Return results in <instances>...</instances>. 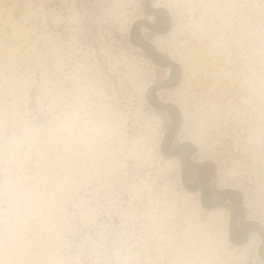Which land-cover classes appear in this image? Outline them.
<instances>
[{"label":"rangeland","instance_id":"374dc122","mask_svg":"<svg viewBox=\"0 0 264 264\" xmlns=\"http://www.w3.org/2000/svg\"><path fill=\"white\" fill-rule=\"evenodd\" d=\"M152 3L171 20L142 42L163 32L178 78L136 40ZM199 189L216 201L201 207ZM227 214L243 231L228 245ZM253 217L264 223V0H0V264H264Z\"/></svg>","mask_w":264,"mask_h":264},{"label":"bare ground","instance_id":"6f19581e","mask_svg":"<svg viewBox=\"0 0 264 264\" xmlns=\"http://www.w3.org/2000/svg\"><path fill=\"white\" fill-rule=\"evenodd\" d=\"M148 1V0H147ZM151 4V3H150ZM140 7V6H139ZM148 8H149V10L151 11V16H152V18H151V23H150V25H148V22H146V21H144L143 19L142 20H138V19H135V21H133V27H134V29H135V34H136V40H138L139 41V45L141 46V48H143L146 52H149V53H151L152 52V57L154 58H156L157 60H160V61H162L165 65H166V67L167 68H169L170 69V71L172 72V77H175V75L177 76V77H175V78H178V76H179V73L181 72L180 70H182L183 69V66H182V64L181 63H179V64H177V63H175L172 59L170 60V61H168L167 60V58H165V57H161L160 55H159V52H161L162 51V41H163V39L165 38L164 36H165V34H163V32H161V33H158V35H156V38L154 39V40H152L151 42H150V44L147 46V45H144V43L142 42V38H143V36H144V33H145V31L148 29H150V28H153V27H159V26H161L162 24H165L166 22L168 23L170 20H171V14L168 12V7L166 8V6H162V5H157V4H153L152 3V6L151 5H148ZM142 9V8H141ZM159 16H162V18H163V21L162 22H158V17ZM144 17V16H143ZM11 20V19H10ZM137 20L140 22V23H137ZM15 23V22H14ZM21 33V32H20ZM175 36V35H174ZM139 48V47H138ZM140 49V48H139ZM142 52V51H141ZM163 52V51H162ZM164 59V60H163ZM191 69H193V68H191ZM153 70V69H152ZM184 71V70H183ZM129 73V72H128ZM155 80V79H154ZM182 82L180 81L179 82V80L177 81V82H175L172 86H170V87H173V88H169V89H171L169 92H173L174 94L175 93H178L177 94V97H179L180 96V94H179V89L181 88V86H182ZM168 85V84H167ZM145 87V86H144ZM146 92V94H147V98L148 99H150L151 101L153 100V103L155 104L156 103V105H158L159 107H161L162 109H165V110H167L169 113H170V111H172L171 112V114H172V116L174 117V116H176V118L178 119V117H180V119H183V118H186V116H187V113H186V110H185V107L183 106V105H180L177 101L176 102H173V101H170V100H166L165 102L166 103H164V104H161L159 101H156V89L155 90H149V92L147 91V90H145ZM174 94H173V96H174ZM179 95V96H178ZM182 96V95H181ZM175 97V96H174ZM173 98V97H172ZM176 98V97H175ZM180 98V97H179ZM177 100V99H176ZM179 101V100H178ZM169 109V110H168ZM175 119V118H174ZM162 120V119H161ZM107 121V120H106ZM175 123H176V120H175ZM107 125H108V123H106ZM105 124V125H106ZM106 127V126H105ZM61 128V127H60ZM63 128V127H62ZM175 129H176V127L173 129V131H175ZM97 130V129H96ZM172 131V132H173ZM107 133H108V131H107ZM106 133V134H107ZM193 134V133H192ZM164 137V136H163ZM195 136H193V138H194ZM94 138H96V137H94ZM192 137L188 140V141H185V143L182 145L184 148H186L187 150H182V151H190V149H191V147L192 146H196L197 145V143L199 142V140L198 139H196V138H194L193 139ZM119 139V138H118ZM164 140V139H163ZM112 141V140H111ZM169 141H170V137L168 138L167 137V140H166V143H165V147H166V152H168V151H170L169 149V147H170V143H169ZM86 143V142H85ZM200 143V142H199ZM199 143H198V145H199ZM12 144V143H11ZM14 144V143H13ZM87 145V144H86ZM135 146V145H134ZM15 147V146H14ZM88 147V146H87ZM199 147V146H198ZM116 149V148H115ZM88 151V150H87ZM91 151V150H90ZM177 151H179V150H177ZM104 152V151H103ZM106 153V152H105ZM95 154V153H94ZM103 154V153H102ZM108 155V154H107ZM114 155V154H113ZM170 155H173V154H170ZM176 155V154H175ZM207 155V154H206ZM91 156V155H90ZM203 156V155H202ZM201 156V157H202ZM92 157H94V156H92ZM103 157V156H102ZM205 157V156H204ZM203 157V158H204ZM115 158V157H114ZM171 158H172V156H171ZM171 158H169L167 161L169 162V161H171L172 159ZM202 158V159H203ZM207 158H209L208 156H207ZM175 159H177V157L175 158ZM210 159V158H209ZM201 160V159H200ZM213 160V159H212ZM204 161H206V160H204ZM203 161V162H204ZM203 162H198V164H202ZM109 164V163H108ZM18 165V164H17ZM169 165V164H168ZM182 165L183 164H181V166H180V168L182 167ZM183 166H185V164L183 165ZM188 166H190V163H188V165L187 166H185V167H188ZM169 167V166H168ZM95 168V167H94ZM190 168V167H189ZM96 169V168H95ZM183 169V168H182ZM197 169V168H196ZM202 169V168H201ZM220 170V169H219ZM183 172V171H182ZM233 175V174H232ZM232 177V176H231ZM178 178V177H177ZM67 179V178H66ZM224 184V183H223ZM225 185V184H224ZM227 186V185H226ZM224 187V186H223ZM226 188H228V190H230L231 191V194L232 195H229V196H231V197H229V198H227L226 199V201H230V198H233L234 200H237V199H239V195H240V193H241V189H238V188H235L234 186H231L230 185V187L229 186H227ZM226 190V189H225ZM192 194V193H191ZM193 195V194H192ZM194 195H197V197L199 198V200H200V205H201V207H205L206 206V199H212V201H216V199L214 198V197H211L210 195H208V194H206V192H205V190H203L202 191V189H199V190H197L196 191V193L194 194ZM193 195V196H194ZM192 196V197H193ZM246 197V196H245ZM64 198V197H63ZM225 201V200H224ZM202 210V209H201ZM209 210L212 212V214L213 213H216V215L218 214H223L224 215V211L226 210H224V208L223 207H221V205H217V204H214V206H211V207H209ZM230 212V211H229ZM226 214V213H225ZM235 214V213H234ZM227 215H229V214H227ZM217 217V216H216ZM225 217V216H224ZM227 217V216H226ZM225 217V218H226ZM222 218V217H221ZM226 220V219H225ZM198 222V221H197ZM226 222V221H225ZM250 222L252 223V224H250V228L251 229H253V228H258V229H260L262 232H263V234H264V223L262 222V219H260L259 217H253L251 220H250ZM227 224H226V232H227V237L226 238H224V242L228 245V243H230L231 241H233V242H235V240L233 239V238H235L236 237V235L237 234H239V233H242L243 231H241V230H239L238 228H237V223H236V220H235V216L233 215V216H230L229 215V217L227 218V222H226ZM206 225V224H205ZM55 227V226H54ZM222 227V226H221ZM223 230V229H222ZM46 231V230H45ZM245 232V231H244ZM221 234H223V233H221ZM261 239H262V242L264 241L263 240V238L261 237ZM253 240V239H252ZM238 244V243H237ZM227 245H225V247L227 246ZM232 245V244H231ZM248 246H250V245H245V244H243V246H241L243 249H245V248H247ZM224 247V246H223ZM224 247V248H225ZM251 248V247H250ZM260 249H261V252H260ZM226 251V250H225ZM263 253H264V248H262V246H260L259 247V251H258V254L260 255H263ZM50 254V253H49ZM60 260V259H59Z\"/></svg>","mask_w":264,"mask_h":264}]
</instances>
